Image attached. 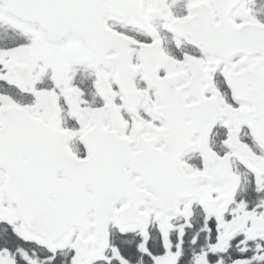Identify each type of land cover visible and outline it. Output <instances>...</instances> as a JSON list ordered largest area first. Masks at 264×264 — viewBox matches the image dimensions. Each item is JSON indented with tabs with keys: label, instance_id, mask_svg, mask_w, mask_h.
Returning a JSON list of instances; mask_svg holds the SVG:
<instances>
[{
	"label": "snow or ice",
	"instance_id": "1",
	"mask_svg": "<svg viewBox=\"0 0 264 264\" xmlns=\"http://www.w3.org/2000/svg\"><path fill=\"white\" fill-rule=\"evenodd\" d=\"M0 264H264V0H0Z\"/></svg>",
	"mask_w": 264,
	"mask_h": 264
}]
</instances>
